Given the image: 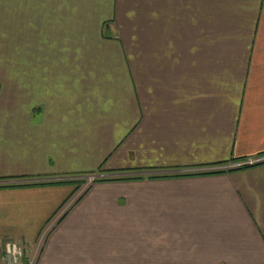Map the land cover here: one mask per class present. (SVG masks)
<instances>
[{"label": "crops", "instance_id": "crops-1", "mask_svg": "<svg viewBox=\"0 0 264 264\" xmlns=\"http://www.w3.org/2000/svg\"><path fill=\"white\" fill-rule=\"evenodd\" d=\"M8 242L264 264V0H0V264Z\"/></svg>", "mask_w": 264, "mask_h": 264}, {"label": "built area", "instance_id": "built-area-1", "mask_svg": "<svg viewBox=\"0 0 264 264\" xmlns=\"http://www.w3.org/2000/svg\"><path fill=\"white\" fill-rule=\"evenodd\" d=\"M254 161H247L246 163H253ZM246 163H240L241 165ZM5 259L7 264H20L24 255V248L16 242H8L5 244Z\"/></svg>", "mask_w": 264, "mask_h": 264}, {"label": "rangeland", "instance_id": "rangeland-1", "mask_svg": "<svg viewBox=\"0 0 264 264\" xmlns=\"http://www.w3.org/2000/svg\"><path fill=\"white\" fill-rule=\"evenodd\" d=\"M84 175L85 174H83V175L80 174V175L74 176L75 178L73 181H75V183L77 185V187L75 189L76 192H77V190H79L80 192L84 191V193L87 192L90 189V187H92V184L97 179H99L97 173H90V174L85 175V176Z\"/></svg>", "mask_w": 264, "mask_h": 264}]
</instances>
